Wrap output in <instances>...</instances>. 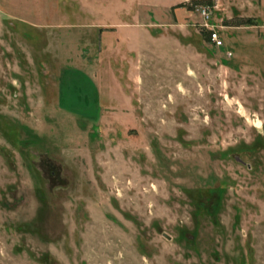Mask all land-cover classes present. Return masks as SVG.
Here are the masks:
<instances>
[{
	"label": "rangeland",
	"instance_id": "374dc122",
	"mask_svg": "<svg viewBox=\"0 0 264 264\" xmlns=\"http://www.w3.org/2000/svg\"><path fill=\"white\" fill-rule=\"evenodd\" d=\"M0 264H264V0H0Z\"/></svg>",
	"mask_w": 264,
	"mask_h": 264
},
{
	"label": "built area",
	"instance_id": "2783aa9c",
	"mask_svg": "<svg viewBox=\"0 0 264 264\" xmlns=\"http://www.w3.org/2000/svg\"><path fill=\"white\" fill-rule=\"evenodd\" d=\"M210 40L217 47H221L223 45V41L220 37V34L215 29L210 30Z\"/></svg>",
	"mask_w": 264,
	"mask_h": 264
},
{
	"label": "trees",
	"instance_id": "16d2710c",
	"mask_svg": "<svg viewBox=\"0 0 264 264\" xmlns=\"http://www.w3.org/2000/svg\"><path fill=\"white\" fill-rule=\"evenodd\" d=\"M198 2L200 3V1H197V3H198Z\"/></svg>",
	"mask_w": 264,
	"mask_h": 264
}]
</instances>
